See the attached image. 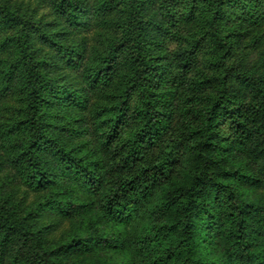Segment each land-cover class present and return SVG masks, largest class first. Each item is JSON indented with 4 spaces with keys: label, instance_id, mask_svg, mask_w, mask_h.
<instances>
[{
    "label": "rangeland",
    "instance_id": "1",
    "mask_svg": "<svg viewBox=\"0 0 264 264\" xmlns=\"http://www.w3.org/2000/svg\"><path fill=\"white\" fill-rule=\"evenodd\" d=\"M72 1L80 9L76 21L68 19V12L61 10L59 0H0V201L8 199L10 204L17 205L23 217L37 213L33 214V224L42 227L41 249L47 251L77 237L122 238L118 249L92 246L58 255L60 264H140L130 247L138 232L135 221L117 224L104 217L100 194H87L59 169L52 155L45 159L50 160V173L59 186L71 189L68 201L87 204L88 208L62 215L57 210L60 206L51 204L64 203V197L55 195L56 185L36 191L25 184L17 166L14 136L4 131L13 119L21 118L24 106L23 95L15 89L18 71L8 75L18 50L11 38H18L20 27H9L2 18L10 13L31 27L29 51L33 60L42 65L55 90L48 91L53 103L45 108L47 131L78 156L95 162L105 184L111 175L117 174L113 169L118 164L116 151L120 142L137 128L136 110L141 94L136 91L130 96L121 135L107 144L106 126L100 125L98 117L102 113L103 119L106 117L103 110L117 104L119 90L129 83L128 53L124 48L117 52L107 79L93 81L89 75L101 66L102 58L115 41L134 37L142 27L144 54L157 59L155 73L159 82L154 91L160 95V109L165 105L168 111L165 129L141 154L144 160L151 161L162 152L170 164V171L159 177L153 188L150 202L154 203L164 189L183 182L185 173L192 171L187 163L191 144L187 141L186 124H196L194 117L203 104L208 99L218 100L221 92L229 94L232 107H237L241 114L240 118H232L229 113H222L216 120L218 139L229 149L223 153L228 156L226 166L243 165L264 182L261 162L250 159L240 145L242 128L250 136H256L255 129H261L259 139H264V0H145L141 13L129 4L130 0ZM183 16H188L190 22L183 21ZM195 43L198 49L192 68H178L176 56ZM124 75L127 77L122 81ZM7 81H10L8 89ZM199 81L208 83L198 87ZM69 91L85 102L81 108L68 101ZM183 107H187L188 114ZM224 163L222 160L221 166ZM142 164L140 160L130 173H135ZM218 170V166H203L201 174L215 176ZM238 189L250 203L264 206L261 184L240 182ZM212 234L214 241L203 245L204 259L227 264L221 239ZM13 248L10 243L0 245L4 264H12Z\"/></svg>",
    "mask_w": 264,
    "mask_h": 264
},
{
    "label": "trees",
    "instance_id": "2",
    "mask_svg": "<svg viewBox=\"0 0 264 264\" xmlns=\"http://www.w3.org/2000/svg\"><path fill=\"white\" fill-rule=\"evenodd\" d=\"M59 1L61 10L68 12V19L76 21L79 5L72 0ZM191 2V5L194 4ZM145 3V0L129 2L137 8V13L144 10ZM2 20L9 27H20L18 38H11L18 45V50L15 63L7 73L11 76L14 71H18L19 82L15 89L23 95L21 99L24 106L20 112L21 118L13 119V123L7 125L4 131L14 136L17 166L21 168L27 186L41 191L56 185L55 192L58 193L55 195L64 197V203L51 204L59 205L57 210L62 215L78 213L88 208L87 204L68 201L67 195L71 193V189L65 185L59 186L55 176L50 173V160L45 159L52 155L57 160L59 169L77 182L87 194H100V208L104 217L117 224L135 221L138 232L130 247L140 264H215L205 260L203 255V245L213 240L212 232L221 239L227 264H264V206L250 203L238 189L240 182L261 184L263 187L264 182L243 165L226 166L229 164L228 156L223 153L229 152V149L218 139L216 132L219 115L229 113L232 118H240L241 115L237 107H232L228 93L221 92L218 100L208 99L194 117L196 124H186V137L191 144L187 163L192 171L185 173L183 182L164 189L157 202L151 203L153 188L158 183V178L170 171V164L162 152L151 161L146 156L144 160L141 154L158 140L165 129L167 118L164 117L168 111L165 105L160 109V95L154 91L159 82L155 73L157 59L144 54L145 33L142 32V27L134 37L121 42L115 41L102 58L101 66L89 75L93 81L102 77L107 79L117 52L124 48L128 53L129 74L128 77L124 75L122 81L127 77L129 83L126 82L119 90L117 104L103 110L107 112L106 117L103 119V113L98 117L100 125L106 126L104 138L107 144H112L121 135L120 128L126 119L130 96L136 91L141 94L140 106L136 110L137 128L120 142L121 147L116 151L118 164L113 169L117 174L111 175L105 184V177L99 173L95 162L78 156L47 131L45 108L53 103L48 97V91L54 93L55 90L42 70V65L33 60L29 51L31 27L10 13L5 14ZM182 20L190 22L188 16H183ZM197 49L198 43H195L189 50L176 56L178 68H192ZM9 82L5 83L7 89L10 87ZM207 83L199 81L196 86ZM68 98L71 105L78 108L85 103L80 97H73L71 91ZM183 108L185 114H188L187 107ZM255 131L256 136H250L242 128L240 145L250 159L261 162L260 170L264 173V139H259L261 129ZM140 160L143 163L141 168L130 173V169ZM222 160L225 161L223 166ZM203 166H218V173L215 176L203 175ZM33 214L23 217L18 213L17 205L10 204L8 199L0 201V245L10 243L14 246L12 264H60L57 256L73 250H87L92 246L119 248L121 237L95 236L87 239L74 238L51 251L41 249L42 227L36 228L33 224ZM0 264H4L2 254Z\"/></svg>",
    "mask_w": 264,
    "mask_h": 264
}]
</instances>
